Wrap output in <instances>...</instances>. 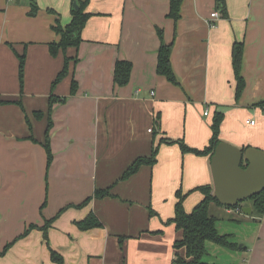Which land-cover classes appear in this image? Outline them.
Listing matches in <instances>:
<instances>
[{
	"label": "crops",
	"instance_id": "crops-1",
	"mask_svg": "<svg viewBox=\"0 0 264 264\" xmlns=\"http://www.w3.org/2000/svg\"><path fill=\"white\" fill-rule=\"evenodd\" d=\"M77 2L84 0H0V253L10 246L0 264H55L50 250L63 264H171L176 254L185 257L183 248H173L182 239L170 222L177 192L190 213L204 198L200 188L211 187L213 194V185L208 156L182 154L178 144L159 141L201 150L218 112L221 142L264 151V0H224L225 13L215 0H182L177 21L167 18L169 0H89L79 46L52 57L48 45L60 41L53 28L71 22ZM212 12L220 19L211 20ZM161 42L172 45L177 85L156 73ZM234 43L243 44L245 88L238 101ZM65 58L67 75L52 88ZM117 61L132 64L123 87L113 84ZM73 79L77 89L70 96ZM51 95L65 102L51 107L48 165ZM153 146L156 163L120 181ZM107 188L112 197L77 207ZM245 207L250 215L241 211ZM89 214L102 227L80 231L75 223ZM209 214L230 222L220 233L232 234L244 250L222 258L211 246L207 264H264V214L246 202L239 212L212 203ZM53 218L45 241L41 228Z\"/></svg>",
	"mask_w": 264,
	"mask_h": 264
},
{
	"label": "trees",
	"instance_id": "trees-1",
	"mask_svg": "<svg viewBox=\"0 0 264 264\" xmlns=\"http://www.w3.org/2000/svg\"><path fill=\"white\" fill-rule=\"evenodd\" d=\"M89 0H84V2H77L78 10H72V20L65 27L61 26L54 27V31L60 35V41L58 43H50L49 53L52 57L56 56L59 50L65 51L68 47L77 48L81 42L80 34L91 16L90 14L84 13V9ZM215 3L218 8L221 9L222 13H225V3L224 0H215ZM182 4V0H169V11L167 14V18L172 19L173 21H177L180 17V7ZM158 37L161 41L162 34L161 31H158ZM172 45H165L162 42L160 43L158 52H157V66L156 73L162 77H164L171 84L177 85L176 77L172 71L170 65V54H171ZM242 51L243 44L242 43H234L232 47L231 54V64L232 70L235 79V100L238 101L240 95L242 94L245 83L243 78L240 75L241 65H242ZM24 54L18 56L19 60V77L21 80L24 66ZM69 62V58H65L64 67L58 73L55 78L52 88L56 86L66 75H67V65ZM132 70V64L128 61H117L114 67V75H113V84L116 87H123L128 84L130 80V73ZM20 87L22 85L20 84ZM77 83L73 79L71 81L70 86V96H73L76 93ZM64 103L65 98L59 99L53 95H51L48 99V122L45 131V142L44 148L47 154V164L49 165L52 160V155L49 146V131L51 129V119H50V111L51 107L55 103ZM20 104V102H17ZM260 107L264 108V102L259 104ZM43 114L41 112L35 113V118H42ZM223 120V115L221 113L215 112L212 119L211 124V138L208 142V145L203 149L198 150L194 148L187 147L182 141H174L170 139H160V144H178L182 154H194L195 156H208L209 160L214 154L215 148L221 140L219 138L220 134V125ZM159 116L157 115L154 120V134H158L157 131L160 129L159 126ZM158 146L152 147L151 156L149 158L140 157L137 158L131 166L124 172L120 181L127 180L129 177L134 175L141 166L143 165H154L156 163V154H157ZM247 148L241 149L245 150ZM242 168H245V162H243ZM111 188L96 190L92 197L86 199L82 204L77 206L78 208L83 207L88 204V202L92 198L102 199L105 197H112L110 193ZM200 191L204 194V198L201 202H199L190 213H186L182 207V202L184 197L177 192L178 202L175 205L174 217L170 220L171 223L175 225V228L179 231H182V239L180 241H176L173 244V248L176 250L184 249L185 257L176 254L173 259L174 264H207L206 261L211 259L209 255V247L215 246L218 248H222L227 250V252L235 253L241 252L244 250V246L238 247V242L234 239L232 234H222L217 227L218 220L209 214V206L210 204H216L218 206L221 205L217 199L212 194V188L203 187L200 188ZM245 202L252 203V209L258 216H262L264 214V192L256 194L252 196L250 199ZM244 202V203H245ZM225 207V206H223ZM241 209V203L237 204L233 207L226 208H238ZM56 219L46 222L44 226L41 228L43 232L44 240L47 241V230L50 226L51 222ZM76 227L80 231H87L91 229L101 228L102 225L100 221L93 214H89L83 220L75 223ZM33 228V227H32ZM30 228V229H32ZM29 232V231H28ZM28 232L24 234L27 235ZM10 246H7L0 254L2 255ZM212 250V249H211ZM209 257L207 260L205 258ZM50 259L52 263L55 264H63V259L60 255L50 250Z\"/></svg>",
	"mask_w": 264,
	"mask_h": 264
},
{
	"label": "water",
	"instance_id": "water-1",
	"mask_svg": "<svg viewBox=\"0 0 264 264\" xmlns=\"http://www.w3.org/2000/svg\"><path fill=\"white\" fill-rule=\"evenodd\" d=\"M78 10L76 3H73ZM245 162V168L242 164ZM213 196L225 207L244 203L252 196L264 192V151L247 148L241 150L226 142L215 148L210 160ZM245 215L250 207L242 208Z\"/></svg>",
	"mask_w": 264,
	"mask_h": 264
},
{
	"label": "rangeland",
	"instance_id": "rangeland-1",
	"mask_svg": "<svg viewBox=\"0 0 264 264\" xmlns=\"http://www.w3.org/2000/svg\"><path fill=\"white\" fill-rule=\"evenodd\" d=\"M248 205H250L251 207H252V203L251 202H246ZM242 204V203H241ZM240 207H238V208H232V209H239ZM227 222H229V221H227ZM227 222H224V221H221V222H217V227H219V231H221V232H225L227 229H229V228H231L230 227V225H228V224H230V222L229 223H227ZM260 239L262 240L261 241V243H260V245H263L264 246V233H262L261 235H260ZM245 243V245H246V247L247 248H251L252 247V243L249 241V239L247 240V241H245L244 242ZM241 244L242 243H240V242H238V247H240L241 246ZM213 248H215L216 249V251H218V252H216V253H218V255L220 256V257H222V258H225V255L224 254H226L227 253V250H224V249H222V248H218V247H215V246H212ZM212 248H210L209 247V255L211 256V254L213 253V249L211 250ZM209 257H207V258H205L206 260L208 259Z\"/></svg>",
	"mask_w": 264,
	"mask_h": 264
},
{
	"label": "built area",
	"instance_id": "built-area-1",
	"mask_svg": "<svg viewBox=\"0 0 264 264\" xmlns=\"http://www.w3.org/2000/svg\"><path fill=\"white\" fill-rule=\"evenodd\" d=\"M11 1V0H10ZM210 19L213 20V21H217L220 19V15L217 13V12H212L210 14ZM210 27H213L214 26V23H210L209 24ZM151 95H153V93H151ZM205 115H207V112L204 113ZM252 123V122H251ZM237 211L239 212L240 209H237ZM171 264H174V262L172 261Z\"/></svg>",
	"mask_w": 264,
	"mask_h": 264
}]
</instances>
